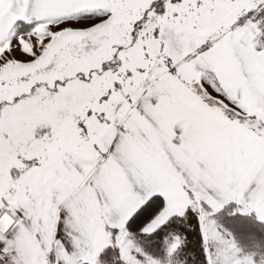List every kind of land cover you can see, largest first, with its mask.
<instances>
[{
  "label": "snow or ice",
  "instance_id": "obj_1",
  "mask_svg": "<svg viewBox=\"0 0 264 264\" xmlns=\"http://www.w3.org/2000/svg\"><path fill=\"white\" fill-rule=\"evenodd\" d=\"M264 0H0V264H264Z\"/></svg>",
  "mask_w": 264,
  "mask_h": 264
},
{
  "label": "trees",
  "instance_id": "obj_2",
  "mask_svg": "<svg viewBox=\"0 0 264 264\" xmlns=\"http://www.w3.org/2000/svg\"><path fill=\"white\" fill-rule=\"evenodd\" d=\"M255 19L256 21L264 20V10H262ZM261 28L264 30V24L261 25ZM260 40L264 46V35L260 36ZM229 207L230 205L222 212L215 215L218 217L219 225L223 224L227 228L225 229L228 230L246 250H255V245L264 248V223H260L258 220H249L246 216H244L241 223H239L238 220L240 219V214L237 213L234 216L229 215V213H231Z\"/></svg>",
  "mask_w": 264,
  "mask_h": 264
},
{
  "label": "crops",
  "instance_id": "obj_3",
  "mask_svg": "<svg viewBox=\"0 0 264 264\" xmlns=\"http://www.w3.org/2000/svg\"><path fill=\"white\" fill-rule=\"evenodd\" d=\"M260 12H261V11H259L258 13H252V14H249L248 17H245L244 19H242V20L240 21V24H241V25H244V24L247 22V20H249V19H254V20L256 21L255 17H256ZM254 43L256 44V47H257V50H258V51H259V50H264V46H263V44H262V42H261V40H260V36L256 38V40L254 41ZM230 205H235V204H230ZM228 206H229V205H228ZM251 215H252V216H255L254 213L251 214ZM255 217H256V216H255Z\"/></svg>",
  "mask_w": 264,
  "mask_h": 264
},
{
  "label": "rangeland",
  "instance_id": "obj_4",
  "mask_svg": "<svg viewBox=\"0 0 264 264\" xmlns=\"http://www.w3.org/2000/svg\"><path fill=\"white\" fill-rule=\"evenodd\" d=\"M236 207H237L236 205H230V207H229V211H230V212H233L234 209H235ZM243 217H244V216L240 215V219L238 220L239 223H241V220L243 219ZM254 217H255V216H254ZM254 217H253L252 215H247V216H246V218L249 219V220H253V221L255 220V221H257V218H256V217L254 218ZM213 218H214V220L216 221L217 227H218L220 230L224 231V230L227 229L223 224H220V225H219V223H218V217H217V216H214ZM243 223H248V222H243ZM225 228H226V229H225ZM240 228H241V227H240ZM226 231H228V230H226ZM228 232H229V231H228ZM252 232H253V231H252ZM252 232H251V233H252ZM263 237H264V236H263Z\"/></svg>",
  "mask_w": 264,
  "mask_h": 264
}]
</instances>
